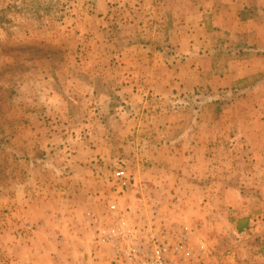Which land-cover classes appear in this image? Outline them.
Listing matches in <instances>:
<instances>
[{"label":"rangeland","instance_id":"obj_1","mask_svg":"<svg viewBox=\"0 0 264 264\" xmlns=\"http://www.w3.org/2000/svg\"><path fill=\"white\" fill-rule=\"evenodd\" d=\"M197 2L199 30L175 0H0L2 249L22 231L16 203H65V191L93 203L79 215L94 241L99 227L137 230L159 203L171 249L182 247L172 264H264V87L212 91L209 63L191 85L180 43L201 41L214 17ZM11 251L0 264H17Z\"/></svg>","mask_w":264,"mask_h":264},{"label":"crops","instance_id":"obj_2","mask_svg":"<svg viewBox=\"0 0 264 264\" xmlns=\"http://www.w3.org/2000/svg\"><path fill=\"white\" fill-rule=\"evenodd\" d=\"M175 1L177 16H192V26L197 24L195 29L199 30L201 4L197 1L202 0ZM205 1L203 12L214 16L211 24L209 23L207 26L202 24V27H206V37L204 36L201 41L198 39L192 44L187 42V38H183V42L180 43V46L183 45L180 50H185L186 54H189L186 57V63L192 65L195 63L193 68L187 65L185 67V70H188L187 72L193 76L190 81L191 85L196 86L203 80L200 78L197 65L209 63L207 68H202V72L210 75L207 84L212 91L219 89L237 91V86L243 81L256 80L259 82H255L256 86L252 89L251 94L262 97V86L264 87V0ZM185 29L187 27L181 26L182 31ZM220 38L222 40L218 42ZM221 57L222 59H220ZM185 75L189 76L188 73ZM183 80L185 79L183 78ZM248 89L250 91V87ZM179 90L185 92L188 89L182 87ZM191 130L193 129L191 128ZM191 138L185 140L184 144L188 146L190 142L196 144L194 135ZM169 142V139L165 140L164 145ZM182 158L194 160V157L186 150L183 151ZM188 170L192 171V169ZM62 194L61 199L65 203H59L60 201L57 202V200V203H52L51 200L46 199L45 195L37 200L42 203H29L26 200L16 203L21 214L22 231L10 237L9 242L16 240V244H11V247L4 246V249L0 247V250L11 248V252L18 257L17 264H52L51 261L56 262V257H59L61 264H74L77 251H80L83 258L84 256L88 257V264H108L107 260H104L106 256L101 253L102 250L95 245L93 222L85 216L79 215V213L89 212L93 203H69L67 192L64 191ZM29 226L32 229H28ZM25 230H29V232ZM78 233L82 235L78 236ZM75 238L81 241L76 242Z\"/></svg>","mask_w":264,"mask_h":264},{"label":"built area","instance_id":"obj_3","mask_svg":"<svg viewBox=\"0 0 264 264\" xmlns=\"http://www.w3.org/2000/svg\"><path fill=\"white\" fill-rule=\"evenodd\" d=\"M127 178L124 170L116 171L115 179L123 186ZM147 205L151 215H144L137 230L129 228L124 222L96 229L95 245L107 253L111 264H172L170 256L182 251L177 243L176 248L171 249L170 242L175 239L174 236L164 222H157L160 218L157 212L159 203ZM108 209L115 213L116 206L111 204ZM182 259H185L184 256Z\"/></svg>","mask_w":264,"mask_h":264}]
</instances>
